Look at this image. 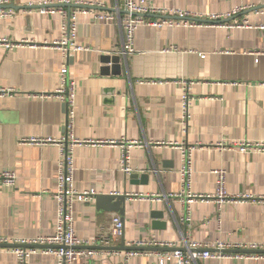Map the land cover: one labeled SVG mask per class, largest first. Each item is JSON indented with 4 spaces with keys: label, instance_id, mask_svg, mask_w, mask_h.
Listing matches in <instances>:
<instances>
[{
    "label": "crops",
    "instance_id": "crops-1",
    "mask_svg": "<svg viewBox=\"0 0 264 264\" xmlns=\"http://www.w3.org/2000/svg\"><path fill=\"white\" fill-rule=\"evenodd\" d=\"M63 2L96 8L79 14L76 42L83 51L68 61L77 86L72 132L66 124V105L29 97L55 92L64 62L52 46L61 37V16L42 15L29 6ZM152 2L157 8L203 15L254 7L225 22L241 27L142 26L136 34V53L125 58L119 54L124 41L119 18L125 15L120 0H17L8 5L13 16L0 19V88L19 95L0 98V172L13 171L18 181L13 188L0 183V245L55 233L58 205L53 194L58 191L60 147L23 145L21 140L59 141L71 135L93 142L72 151L75 190L96 192L74 207L77 235L93 241L112 233L116 216L123 222L122 235L110 250L94 248L100 254L75 264H159L156 251H142L127 260L129 251L120 249L152 240L180 249L187 240L264 244V152L232 147L264 143V0ZM94 13L113 15L116 21H97ZM170 47L177 51L168 52ZM114 56L120 58L117 69L104 60ZM183 81L192 82L186 124L181 116ZM122 141L139 143L131 149L130 175L120 168ZM178 144L196 147L195 194H215L213 172L225 170L228 193L252 199L222 208L216 202H195L192 224L182 225L185 206L168 198L182 188ZM12 249L0 247V264H17ZM28 263L56 264V259L38 252ZM196 264L264 260L210 259Z\"/></svg>",
    "mask_w": 264,
    "mask_h": 264
},
{
    "label": "built area",
    "instance_id": "built-area-1",
    "mask_svg": "<svg viewBox=\"0 0 264 264\" xmlns=\"http://www.w3.org/2000/svg\"><path fill=\"white\" fill-rule=\"evenodd\" d=\"M17 0H0V19H7L13 16L12 11L5 9L6 6L13 4ZM125 15L119 18L121 24L124 41L120 51V56L128 58L136 53L135 39L137 31L142 26H150L154 28H173V27H203L207 25H217L226 28L241 27L242 24H227V20L238 16L239 14L252 9L254 6H242L231 13L227 14H198L185 12L180 10H165L157 8L153 5L152 0H120ZM69 2H63L59 5H69ZM77 6H86L88 9L75 8L65 9L55 7V4H47L45 6H35L30 4L29 8H37L42 15L59 14L62 18L61 37L53 42V47L56 48L64 56V62L61 66L60 86L53 93H43L31 98L42 100L53 99L67 106L66 124L70 132L73 130V125L76 117V82L70 77L69 59L75 54L83 51V48L78 46L76 39L78 34V16L80 13H89L92 10L88 4H75ZM97 21L112 22L116 18L110 14L94 13ZM245 25V24H244ZM168 52L177 51L175 47H170ZM204 56V55H202ZM182 85V121L186 124L190 117V107L193 98L190 94V86L192 82L183 81ZM19 95L11 89L0 88V98L14 97ZM93 142H82L75 140L72 135L68 140H54L52 138H28L22 139L21 144L32 146L56 145L60 147L61 156L59 163L58 176V191L53 194L57 201V225L55 233L51 236L39 237L34 240H22L16 243V248L12 249L16 256L17 264H29V259L32 255L38 252L43 254L53 255L56 259V264H75L80 259H92L100 254V251L94 248L110 250L108 247L113 245L115 239L122 235L123 222L120 216H116L113 220V231L111 234H100L93 241H88L80 238L76 233L74 207L78 203L90 201L95 195V190L78 192L74 188V160L72 156L73 148L77 145H89ZM122 156L120 168L123 173L130 175L133 171L131 166V149L138 146V142L122 141ZM182 154V166L180 168V176L182 180V188L178 194L168 196L179 200L185 206V215L181 218L182 225H191V205L195 202H216L220 208L225 204H234L241 201L251 200L249 196H234L227 191V172L225 170H216L213 172L216 178V192L212 195L195 194L192 190V180L194 174L193 154L196 150L195 146L185 147L183 144L177 146ZM217 147H225L223 144H218ZM233 148H238L240 151L264 152V143L250 144L239 143L233 144ZM18 181L17 174L10 170L0 172V183L4 187L13 188ZM129 198H140L138 195H128ZM142 198V197H141ZM2 243H9L3 240ZM29 246L30 248L26 247ZM36 246H42L38 249ZM130 247L143 248H161L162 251H157L156 257L159 264H168L175 261L176 264H196L200 261L210 259H236V260H264V253H253L264 251V244H242V243H224L221 241H212L206 243L187 240L184 243V248L180 249L174 243L158 242L156 240L148 242H136L130 244ZM109 252V251H105ZM142 251H129L126 253L127 260L134 256L142 255ZM147 254V253H146Z\"/></svg>",
    "mask_w": 264,
    "mask_h": 264
},
{
    "label": "water",
    "instance_id": "water-1",
    "mask_svg": "<svg viewBox=\"0 0 264 264\" xmlns=\"http://www.w3.org/2000/svg\"><path fill=\"white\" fill-rule=\"evenodd\" d=\"M55 7H59V8H65V9H72V8H83V9H88L89 7H86V6H77L75 4H69V5H55ZM9 8L8 6H6L5 9ZM91 10L92 9H96L95 7H91L90 8ZM105 62L108 64V63H112L113 65V69H117L119 67V62H120V58L117 57V56H114V57H106L105 59ZM111 199H117V200H120V201H123L125 200V196H112ZM0 247H8V248H16L17 246L16 245H0ZM28 248H30L29 246H26ZM37 248L39 249H42L43 247L42 246H36ZM111 249V248H110ZM120 249H125V250H128V251H162L164 249H161V248H143V247H122ZM253 253H264V251L262 252H253Z\"/></svg>",
    "mask_w": 264,
    "mask_h": 264
}]
</instances>
